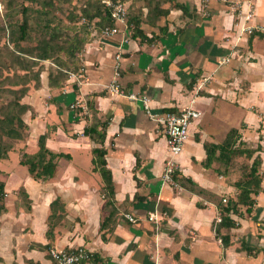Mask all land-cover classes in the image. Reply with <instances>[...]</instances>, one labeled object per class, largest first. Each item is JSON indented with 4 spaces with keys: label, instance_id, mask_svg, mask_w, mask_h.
<instances>
[{
    "label": "crops",
    "instance_id": "crops-1",
    "mask_svg": "<svg viewBox=\"0 0 264 264\" xmlns=\"http://www.w3.org/2000/svg\"><path fill=\"white\" fill-rule=\"evenodd\" d=\"M127 1L128 19L142 15L144 20L145 3ZM176 1L185 12L160 1L169 13L142 24V38H132L129 22L112 37L93 32L82 54L83 70L70 77L62 94L49 89L45 72L41 87L25 97L34 115L24 116L29 136L18 148L28 152L35 141L37 151L38 138L49 131L48 149L66 158L58 160L54 177L45 182L27 171L12 183L11 173L0 169L7 192V212L0 215V264H55L51 249L79 247L96 253L103 264H241L245 253L238 251L236 235L253 246L247 239L251 223L233 216L240 227L230 232L228 248L216 238L218 205L235 198L237 190L215 164L204 167V144H221L232 129L239 130L244 142L257 130L264 135V38L259 36L264 34V0ZM248 12L254 15L251 21H246ZM250 26L253 34L244 30ZM115 81L125 93L148 99L155 117L188 108L201 113L176 163L178 177L193 180L207 195L178 181L176 186L163 182L169 158L163 129L142 101L110 93L107 87ZM89 101L99 120L108 122L103 147L114 182L116 216L115 225L104 232L105 241L100 224L109 212L92 162L93 149L102 146L83 134L91 119ZM20 188L31 201L30 209ZM57 198L65 212L49 244L47 220ZM261 199L264 193L257 202ZM259 209L257 204L253 216ZM151 215L156 220L149 221Z\"/></svg>",
    "mask_w": 264,
    "mask_h": 264
},
{
    "label": "trees",
    "instance_id": "trees-1",
    "mask_svg": "<svg viewBox=\"0 0 264 264\" xmlns=\"http://www.w3.org/2000/svg\"><path fill=\"white\" fill-rule=\"evenodd\" d=\"M119 1L125 4L128 2ZM136 1L145 3L147 13L144 20L141 19L142 15L128 19L134 27L131 35L134 39L144 36L142 24L153 23L154 19L159 20L161 16L169 13V10L160 8V1L169 2L171 8H179L185 12L184 7L176 0H132V3ZM127 9L129 17V8ZM16 15L20 16L18 21L14 20ZM113 24L111 10L102 3V0L6 1L5 13L0 21V161L9 158L10 152L15 148L13 143L25 142L29 136V127L24 121V116L28 112L33 116L34 111L23 100L31 89L41 87V75L44 72L42 63L50 62L47 71L49 89L62 94L70 77L80 74L83 70L82 54L92 40V33L96 32L99 35ZM259 36L264 38V34ZM73 88L77 91L76 85ZM87 106L91 119H88L90 123L85 127L83 134L102 146L93 149L92 162L93 170L102 178L105 209L109 212L100 224L102 239L105 241L104 232L111 230L115 225L116 216L114 182L111 171L107 168V151L103 147L108 122L99 120L91 101L87 102ZM49 136L50 132L47 131L38 138V149L35 153L25 152L24 149L20 151L19 164L24 166L29 176L36 181L45 182L52 179L57 170L58 160L66 158V155L48 149L46 143ZM241 138L239 130L232 129L221 144H204L207 155L204 167L208 168L215 164L217 166L215 170L225 177L230 176L234 161L244 158L247 162L242 176L232 184L237 190L235 198L226 199L225 203L221 200L218 205L221 221L216 225L215 234L224 248L231 246L230 232L240 227L233 216L243 218L245 213L251 216L256 208L258 196L264 193L263 176L260 173L263 160L258 154L261 145L256 148L247 147ZM178 176L176 173L174 180L178 181L180 186L201 196L208 194L193 180ZM18 193L23 204L30 209L31 201L25 190L20 188ZM6 195V184L0 180V215L7 212ZM64 212V205L59 198L51 203L47 220L49 228L46 234L49 244L53 239L54 228L60 224ZM49 247L50 245H47L45 248ZM238 251L245 253L246 257L258 258L261 254L264 256V245L249 246L242 240ZM89 264H103V261L92 252Z\"/></svg>",
    "mask_w": 264,
    "mask_h": 264
},
{
    "label": "built area",
    "instance_id": "built-area-1",
    "mask_svg": "<svg viewBox=\"0 0 264 264\" xmlns=\"http://www.w3.org/2000/svg\"><path fill=\"white\" fill-rule=\"evenodd\" d=\"M207 4L210 0H202ZM102 3L111 10V17L113 19V26L107 27L103 30L102 34L104 37H112L119 32L121 24L127 25L128 23V9L124 2L119 0H102ZM254 15L252 12H248L245 16L246 21H251ZM133 29L134 27L131 26ZM248 34L254 32L253 27H246L244 29ZM228 61L226 60L225 63ZM206 82V80H205ZM107 90L110 93L124 96L134 101H142L145 109L150 113V107L148 106L149 100L145 97L141 98L134 93H125L124 89L118 84L117 81L111 83ZM77 104H72L71 108H75ZM161 125L164 135L166 137L167 148L169 152V158L165 165V170L162 176L163 182L170 186H176L174 175L177 173L176 158L183 152L186 143L190 136L191 126L201 117V113L194 109L188 108L179 113H165L159 117L151 115ZM226 202V199H223ZM131 222H135L132 217L126 216ZM156 218L151 215L149 221H154ZM221 221V216L217 218L216 222ZM91 251L84 248H74L57 250L51 249L49 254L54 262L57 264H89L91 262Z\"/></svg>",
    "mask_w": 264,
    "mask_h": 264
},
{
    "label": "rangeland",
    "instance_id": "rangeland-1",
    "mask_svg": "<svg viewBox=\"0 0 264 264\" xmlns=\"http://www.w3.org/2000/svg\"><path fill=\"white\" fill-rule=\"evenodd\" d=\"M6 1L7 0H0V21H1L3 15L5 13ZM74 1H79V0H74ZM57 14L60 15L59 13H57ZM13 16H15V14H13ZM18 19H20V16L16 15V18L14 20L18 21ZM42 65H43V69H44V72L42 73V75H43L50 68V66H49L50 62H43ZM42 75H41V78H42ZM47 76H48V74H47ZM261 130H257V133H252L251 135H247L246 136L247 141L244 143L247 147H250V148H256L258 145H261V148H260L261 151L258 154L261 156V158L263 160V165L261 167L260 173L263 176V184H264V135L260 134ZM13 146H15V148H14V151L10 152L9 158L7 160L0 161V169L6 170L9 173H11L10 180H12V183L16 179H18V180L23 179L24 176L27 175V170L25 169V167L21 166L19 164V158H20L19 153L22 149H19L18 148L19 146H17L15 143H13ZM29 146L31 147V149L28 152L33 153L36 151L35 141L33 144H30ZM246 164H247V162L244 160V158L238 159V160L233 162V164L231 165L230 172H229L231 181H236L242 176L244 166ZM257 204L260 205V209H261V210L260 209L258 210L259 214L254 215V216L252 214L250 216L247 213H245V215L243 217V219L249 220V223L252 222V224L249 225L248 231H250V232L247 236V239H248V243L250 245H253V246H256L258 244L264 245V200L261 199L259 202H257ZM251 218H252V220H251ZM246 229L247 228H245V230ZM236 238H237V240L235 243L239 245L241 243L242 239L239 236V234L236 235ZM244 240H245V238H244ZM242 257H243V259H242L243 261L241 260V264H264V260H261V258H264V256L262 254L260 255L259 259L246 257L245 254Z\"/></svg>",
    "mask_w": 264,
    "mask_h": 264
}]
</instances>
